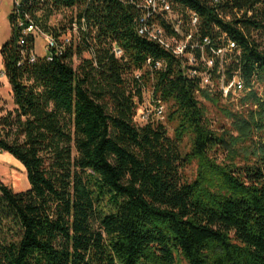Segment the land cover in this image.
<instances>
[{
    "label": "trees",
    "instance_id": "trees-1",
    "mask_svg": "<svg viewBox=\"0 0 264 264\" xmlns=\"http://www.w3.org/2000/svg\"><path fill=\"white\" fill-rule=\"evenodd\" d=\"M133 1L23 0L20 14L10 11L0 58L14 107L0 96V152L23 166L29 186L15 192L0 180V264H264V92L251 90L227 113L229 127L213 128L202 101L216 105L222 94L138 35ZM172 5L197 13L198 36L237 44L228 79L264 85V0ZM64 10L67 20L51 26ZM20 15L59 50L38 56ZM147 91L167 104L173 136L162 121H136Z\"/></svg>",
    "mask_w": 264,
    "mask_h": 264
},
{
    "label": "built area",
    "instance_id": "built-area-1",
    "mask_svg": "<svg viewBox=\"0 0 264 264\" xmlns=\"http://www.w3.org/2000/svg\"><path fill=\"white\" fill-rule=\"evenodd\" d=\"M134 2L133 0H129ZM219 0H212L217 3ZM23 0H13L11 11L20 14ZM137 6L141 9V16L136 20V30L139 36L153 41L161 48L171 53L181 64V68L189 78L198 79L199 85L203 89L210 91L218 90L224 98H233L237 92L243 93L242 97L251 90L258 88L259 82L253 77L249 85L236 73L230 79L227 78L226 70L232 59H237L240 50L237 44L232 40L218 41L211 40L209 37H200L199 16L192 11H176L173 8L172 0H139ZM157 15L163 17L168 24L166 29L156 20ZM221 18L224 17L219 14ZM17 27L23 30V33H38L35 24L28 15L17 18ZM169 30V32H168ZM74 34L77 29L74 26ZM47 39V48L58 51L59 48L52 36L45 35ZM69 42V38L64 39ZM23 43V39L20 41ZM117 56L121 55V50L116 49ZM36 56L31 54L29 60L33 62ZM1 59V58H0ZM147 65L151 64L147 60ZM162 62H155L153 67L161 68ZM1 75L5 76L3 71ZM151 94V92H150ZM152 95V94H151ZM152 98V97H151ZM153 108H146L141 114H136L146 123L150 119L160 120L164 113V108L160 100H153Z\"/></svg>",
    "mask_w": 264,
    "mask_h": 264
},
{
    "label": "rangeland",
    "instance_id": "rangeland-1",
    "mask_svg": "<svg viewBox=\"0 0 264 264\" xmlns=\"http://www.w3.org/2000/svg\"><path fill=\"white\" fill-rule=\"evenodd\" d=\"M11 8H12L11 0H0V46L1 44H3L5 41L8 40L11 33V28L8 20V15L10 13ZM69 14L70 11L64 10L61 13L54 15L50 19V25L57 26L60 22L67 20V16H69ZM34 50L38 56H43L47 52V39L45 35H43L42 33H37L35 35ZM82 57H87V54L86 53L82 54ZM79 61H80L79 57H74L72 63L73 67H76L79 64ZM0 71H2L1 59H0ZM257 90H258L256 91L257 97L261 98L264 92V85L259 84ZM242 95L243 93L237 92L233 95V98L222 97L223 99L219 100L216 105L202 101L206 110V117L208 121L212 124L213 128L219 131L222 129V126H226V128L229 127L230 118L228 117L227 113L238 111L243 108V106L240 105V99L242 98ZM0 96L2 98L1 105L4 107V109L11 110L14 107L11 89L6 77L1 75V73H0ZM152 104L154 105V103H152L151 94L150 92L147 91L143 96V102L139 106L137 110V114L138 113L141 114L142 112H144L146 108H150V109L153 108ZM162 106L164 108L163 110L164 113L159 121H162L165 124L168 130V134L170 136H173L175 124L174 122L168 121L167 104L162 103ZM136 121L139 123H143L141 122L142 120L139 117H137ZM189 143H190L189 139L185 137L181 145L182 153L189 151L190 148ZM225 156L226 154H222L220 152L218 154V161L220 162L223 160H227ZM243 157H245L244 152L240 150V156L238 155L235 158V162L237 164H242L244 162ZM196 170H197V164L196 162L193 161L184 168L183 172L184 175L187 177V179L193 180L196 175ZM0 180L15 192L25 190L29 186L23 166L18 161H16L12 156L3 152H0Z\"/></svg>",
    "mask_w": 264,
    "mask_h": 264
},
{
    "label": "crops",
    "instance_id": "crops-1",
    "mask_svg": "<svg viewBox=\"0 0 264 264\" xmlns=\"http://www.w3.org/2000/svg\"><path fill=\"white\" fill-rule=\"evenodd\" d=\"M13 0H11V3H12ZM11 11V10H10ZM10 25V24H9Z\"/></svg>",
    "mask_w": 264,
    "mask_h": 264
}]
</instances>
